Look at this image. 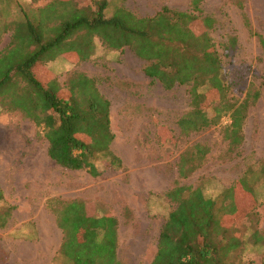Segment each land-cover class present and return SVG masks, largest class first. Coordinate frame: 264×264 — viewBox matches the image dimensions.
<instances>
[{"label":"rangeland","instance_id":"1","mask_svg":"<svg viewBox=\"0 0 264 264\" xmlns=\"http://www.w3.org/2000/svg\"><path fill=\"white\" fill-rule=\"evenodd\" d=\"M52 1H0V51L10 45L16 22L23 21L25 14L37 19L38 11ZM98 1L75 0L79 8L92 11ZM108 1V18L119 8L140 18L154 17L165 7L195 15L191 26L197 34L206 32L203 20L211 19L208 32L221 57V76L230 85L229 101H244L251 87L260 94L249 103L242 142L231 146L225 139L229 114L206 130L182 134L178 120L192 108L191 86L166 89L145 74L148 63L129 47L109 49L97 39L88 61L65 54L42 64L39 76L47 82L56 79L62 97L75 72L95 80L111 104V149L122 159L123 168L100 163L99 177L62 168L49 157L42 130L0 96V213L9 214L6 226L0 228V264H70L60 256L64 236L55 212L74 201L84 203L90 215L117 219L122 264H150L173 209L165 194L176 181L201 187L217 201L242 177L255 188L259 203L251 205L241 195L242 210L233 227L238 225L235 229L243 244L226 264H264V48L259 38H264V0ZM221 103L207 101L203 108L215 115V106ZM199 144L208 147L209 154L195 172L180 179V157ZM249 214L253 228H247ZM226 220L227 225L232 222ZM254 232L259 236L254 237Z\"/></svg>","mask_w":264,"mask_h":264},{"label":"trees","instance_id":"2","mask_svg":"<svg viewBox=\"0 0 264 264\" xmlns=\"http://www.w3.org/2000/svg\"><path fill=\"white\" fill-rule=\"evenodd\" d=\"M108 6V0H99L92 11L79 8L75 0H53L38 11L37 19L25 14L23 21L16 22L10 45L0 51V96L10 109L21 111L42 130L49 157L64 169L87 171L92 177L102 174L100 163L105 168H123L122 159L111 149V104L95 80L75 72L62 97L56 79L47 82L38 74L42 64L65 54L81 62L90 60L97 39L109 49L131 48L148 63L145 74L166 89L191 86L192 108L178 120L182 134L206 130L229 114L231 125L225 139L231 146L240 145L249 103L260 94L251 87L244 101H229L230 85L221 76V57L208 32L211 19L203 20L206 32L197 34L191 26L197 18L189 13L165 7L154 17L140 18L119 8L108 18ZM259 38L264 48V38ZM217 100L222 103L215 106V115L203 108L205 102ZM209 152L200 144L185 152L178 162L179 178L195 172ZM241 195L251 205L259 203L247 177L225 189L217 201L207 197L201 187L176 181L165 194L173 209L150 264H226L243 244L235 229L238 225L233 227L241 214ZM55 215L64 236L60 256L70 264H122L115 217L90 215L86 205L78 201L64 203ZM8 216V212L0 213V228L6 226ZM247 216V228H253V215ZM226 219L232 222L227 225ZM253 236L259 234L254 232Z\"/></svg>","mask_w":264,"mask_h":264}]
</instances>
